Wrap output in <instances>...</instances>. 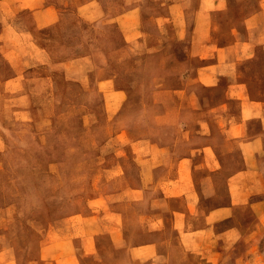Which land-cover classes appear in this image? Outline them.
Listing matches in <instances>:
<instances>
[{"label": "rangeland", "instance_id": "rangeland-1", "mask_svg": "<svg viewBox=\"0 0 264 264\" xmlns=\"http://www.w3.org/2000/svg\"><path fill=\"white\" fill-rule=\"evenodd\" d=\"M261 108L264 0H0V264H264V193L204 232L147 228L149 142H226L241 115L264 142Z\"/></svg>", "mask_w": 264, "mask_h": 264}, {"label": "crops", "instance_id": "crops-1", "mask_svg": "<svg viewBox=\"0 0 264 264\" xmlns=\"http://www.w3.org/2000/svg\"><path fill=\"white\" fill-rule=\"evenodd\" d=\"M258 117L260 118V127L264 129V108H261ZM226 136V142H167L164 144L149 142L152 148V151H150L163 159L165 164L163 172L151 174V179L155 180V185L162 189L163 201H165L164 207L156 206L155 209L165 213V219H159L157 216L153 217V219L150 217L149 222H151V225L147 226V228L162 227L167 229L168 221H170L171 228L181 235L190 220L201 215L203 222H201L200 227L202 229L200 231L204 232V226L208 228L207 230H210L231 214L228 212L223 214V212L232 210V205L236 203L235 195L240 196L239 204H245L248 198L246 196L264 193L263 185L260 181L261 170H263L261 162L264 161V142H257L255 138L249 137L244 115H241L237 121L228 124ZM183 146L187 149H176ZM235 155L240 163L236 168H230L233 171L228 173L225 184L230 196L229 201L224 207L217 205L208 210L199 209L200 195L217 196L219 187L213 181V175L225 172L228 169L227 162H234ZM155 157L158 158L157 156ZM203 171L209 172L207 174L210 177L209 183L204 182V180L203 182L197 181ZM250 175H255L256 179L252 181ZM200 177L202 178V176ZM201 183L208 184L207 190L201 188ZM178 199H181L182 203L168 208L167 201L177 202ZM167 211L168 215H166ZM259 211V219L264 227V203L260 204ZM189 232L191 233V231ZM223 233H229V229ZM145 242L143 244L150 243V241ZM82 244L84 248H89V235L83 238ZM70 253L69 250H67V253L61 252L67 259L70 258Z\"/></svg>", "mask_w": 264, "mask_h": 264}]
</instances>
